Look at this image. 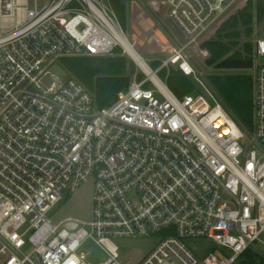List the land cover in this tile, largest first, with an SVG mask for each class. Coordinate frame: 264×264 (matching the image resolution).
<instances>
[{
  "label": "built area",
  "instance_id": "obj_1",
  "mask_svg": "<svg viewBox=\"0 0 264 264\" xmlns=\"http://www.w3.org/2000/svg\"><path fill=\"white\" fill-rule=\"evenodd\" d=\"M29 1L0 0V264H90V244L106 255L99 264H127L112 240L154 235L134 264H234L264 236V27L252 34L246 133L209 92L178 98L159 76L171 66L191 76L187 52L242 0H153L182 45L155 70L145 61L149 72L104 108L78 80L44 78L61 59L122 48L111 0ZM89 180L92 221L54 224ZM198 239L216 247L200 254Z\"/></svg>",
  "mask_w": 264,
  "mask_h": 264
},
{
  "label": "trees",
  "instance_id": "obj_2",
  "mask_svg": "<svg viewBox=\"0 0 264 264\" xmlns=\"http://www.w3.org/2000/svg\"><path fill=\"white\" fill-rule=\"evenodd\" d=\"M121 1L111 0L119 19L124 22L126 10ZM263 18L264 0H250L237 14L221 24L214 38L201 45L209 53L205 61L208 67L231 73L210 76L211 85L224 112L246 133L253 131V77L250 73L253 68V46L251 43L241 46L240 38L243 35L252 36L253 23ZM120 52L117 49L106 58L78 57L61 59L60 62L70 77L82 83L94 95L97 105L104 108L116 100L119 92L126 91L132 81L133 71L129 72V66L133 67V64H129L128 58L121 56ZM160 75L176 97L183 98L195 93L191 76L179 69L171 66L163 69ZM234 264H264V255L249 248Z\"/></svg>",
  "mask_w": 264,
  "mask_h": 264
},
{
  "label": "rangeland",
  "instance_id": "obj_3",
  "mask_svg": "<svg viewBox=\"0 0 264 264\" xmlns=\"http://www.w3.org/2000/svg\"><path fill=\"white\" fill-rule=\"evenodd\" d=\"M152 1L153 0H127L126 6L124 7L126 10L125 20L124 22L120 19L119 20L133 47L147 64L155 70L160 67L162 61L167 60L170 57L173 48H179L182 45V39L168 19V14H160L156 8L152 7ZM249 1L250 0H242L230 11L227 19L237 14L238 11L243 9ZM29 7H34L32 0L29 1ZM252 27L253 32L255 28L264 27V18L262 21H255ZM218 30L219 26L213 30L205 41L214 38ZM252 40L253 36L246 37L243 35L240 38V45L242 46L246 43L252 44ZM201 45L192 47L186 54L187 61L193 69L191 79L195 85L194 94L206 95L207 92H209L220 104L219 97L211 85L210 76H217L219 74L231 75V73L219 72L213 67H208L205 64V61L208 59L209 53L203 50ZM117 49L121 51V56H126L128 58L130 61L129 64H133V67L129 66V72L133 71L132 78L135 73H140L139 67H137L126 52L121 47L116 48L114 51ZM113 53L108 56L93 58H106L112 56ZM257 63L264 64V57H259ZM48 72L47 77L44 78L45 87H49L52 83V75L57 76L64 81H67L70 78L69 72L63 67L60 61L52 64ZM159 76L162 79L160 74ZM210 103L214 105L213 101H210ZM93 187V181L89 180L73 195L59 203L50 214L53 223L58 224L68 218L83 222H91ZM160 238L161 235H154L146 238H115L112 241L118 247L121 259L127 264H134L140 259L148 256L156 248ZM190 246L194 250H198V253L202 254L201 251H210L216 247V244L209 239H198L193 240L192 243H190ZM256 246L264 252V236L260 238V241L257 242ZM89 248H91L93 252L88 260L90 264H99L106 259L104 252L94 244H90Z\"/></svg>",
  "mask_w": 264,
  "mask_h": 264
},
{
  "label": "bare ground",
  "instance_id": "obj_4",
  "mask_svg": "<svg viewBox=\"0 0 264 264\" xmlns=\"http://www.w3.org/2000/svg\"><path fill=\"white\" fill-rule=\"evenodd\" d=\"M121 46L137 67L149 72L148 66L142 56L136 51L127 38H121ZM180 61V60H179Z\"/></svg>",
  "mask_w": 264,
  "mask_h": 264
},
{
  "label": "water",
  "instance_id": "obj_5",
  "mask_svg": "<svg viewBox=\"0 0 264 264\" xmlns=\"http://www.w3.org/2000/svg\"><path fill=\"white\" fill-rule=\"evenodd\" d=\"M126 1H127V0H122V1H121V5H122L123 7L126 6ZM252 248L255 249V250H257L258 252H260L261 254L264 255V253H263L261 250H259L256 246H253Z\"/></svg>",
  "mask_w": 264,
  "mask_h": 264
}]
</instances>
